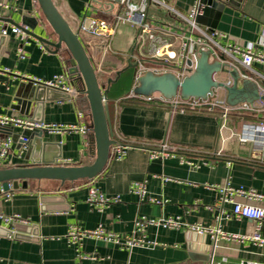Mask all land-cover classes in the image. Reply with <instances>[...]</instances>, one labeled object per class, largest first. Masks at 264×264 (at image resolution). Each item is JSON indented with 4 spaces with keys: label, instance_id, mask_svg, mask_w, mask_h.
Returning <instances> with one entry per match:
<instances>
[{
    "label": "crops",
    "instance_id": "0c3cea01",
    "mask_svg": "<svg viewBox=\"0 0 264 264\" xmlns=\"http://www.w3.org/2000/svg\"><path fill=\"white\" fill-rule=\"evenodd\" d=\"M162 1L171 9L149 6L154 35L150 38L147 34L141 36L138 26L128 22L115 26L105 37L81 32L82 24L92 19L113 23L114 17L124 11L116 0H53L84 45L101 87L107 90L115 145L129 149L119 160L110 155L103 173L92 180H29L27 189L2 195L0 264H264V246L251 240L260 224L246 218L226 219L223 215L231 214L234 206L221 202V191L226 186L264 195V163L260 160L264 154H257L255 146L241 142L240 137L245 125L264 120V102L248 104L250 111L241 109L243 104L237 105L238 110L223 128L217 114L171 111L166 105L145 102L135 94L139 85L138 62L152 66L156 50L164 45L179 52L188 26L175 12L189 17L198 0ZM198 24L209 33L217 32L220 44L250 47L256 54L264 55V0H232L225 8L211 7ZM13 26L31 30L50 42L57 41L37 0H0V145L8 138L13 141L0 169L32 162L90 165L95 159L94 146L90 133L81 128L88 127L91 119L79 102L80 93L72 97L44 86L46 91L35 100V87L39 85L28 87L29 81L22 79L26 76L51 80L64 76L77 89L69 73L68 52L64 47L56 50L47 46L27 33L28 41L23 42L11 31ZM217 61L228 65L229 73H220L216 79L233 83L236 73L241 76V84L243 68L230 67L220 56H210V63ZM253 68L264 77V64L255 62ZM251 81L259 85L260 95L264 96V84ZM214 96L226 102L224 90H218ZM5 118L22 119L36 126L28 144L21 143L23 129L2 125ZM54 124L76 126L77 130H46V126ZM163 145L173 153L152 158L153 153L162 152ZM137 183L145 185V200L133 191ZM92 190L107 197L119 196L120 202L99 211L87 201ZM148 198L160 203L148 202ZM14 216L22 220L14 222L29 226L22 229L25 236L36 233V240L9 235L14 222L7 223L5 219ZM220 216L224 219L219 222ZM143 217L179 219L182 226H148L144 235L156 245L132 250L92 239L78 246L67 239L72 225L85 230L102 226L121 237L132 236L136 221ZM218 225L227 233L247 238L215 243L210 234L191 229ZM258 231L264 237V220Z\"/></svg>",
    "mask_w": 264,
    "mask_h": 264
},
{
    "label": "built area",
    "instance_id": "2783aa9c",
    "mask_svg": "<svg viewBox=\"0 0 264 264\" xmlns=\"http://www.w3.org/2000/svg\"><path fill=\"white\" fill-rule=\"evenodd\" d=\"M121 4L124 7L123 13L117 14L114 17L113 23L106 20L92 19L88 24H82L81 32L93 37H105L109 31L115 26L121 23H131L132 25L138 26L140 30V35H149L150 38H154L151 32V22L148 18V9L151 4L160 5L171 9L162 0H121ZM178 17L183 19L188 30L184 32V38L181 41L179 52L171 50V45H164L156 50L154 62L152 66H146L145 64L138 62V70L136 75V80L147 73L153 72L155 74H163L167 72L175 73L177 76L183 78L193 72L196 68V62L202 51H211L213 56H224L226 62L230 67H238L244 69L243 79L247 80H257L264 84V77L256 72L253 68L255 62L264 64V55L256 54L250 47H240L223 45L217 42L216 37L219 34L216 32L209 33L204 30L198 24V18L204 14V5L201 0H198L192 7L189 17H185L182 14L175 12ZM20 26H13L12 32L21 39L23 42L28 41L26 32ZM2 34L7 35V29L2 30ZM45 49L44 45L41 46ZM107 47V46H106ZM20 54L23 53L22 49L19 50ZM4 72H10L9 69H4ZM260 75V76H259ZM22 79L26 81L33 82L35 85H42L47 88L61 90L66 92L72 97H77L79 91L67 83L64 76H55L51 80H42L37 78H28L23 76ZM231 82H227V86H231ZM141 100L145 102H158L160 104L166 105L171 111L186 113L190 111L195 112H207L211 114L219 115L222 123V127L226 126L228 118L238 110L239 106L232 107L228 105L224 100L216 96H210L208 99H183L181 97H176L174 99L168 100L161 95H151L149 97H140ZM241 109L245 111L252 110V107L248 104H243ZM2 125H12L13 127H18L24 131H31L36 126L28 121L18 119V118H5L1 121ZM90 126V125H89ZM85 127L81 130L85 133H90V128ZM38 127V126H37ZM47 131L52 133H60L66 131L77 130L76 126H65V125H50L45 127ZM246 130L240 135L241 142L250 143L255 146V152L263 156L264 154V120H260L253 125H245ZM29 139L26 137L21 138V143L26 145ZM13 141L8 138L4 140L0 145V164L5 160L10 152ZM129 146H113L111 149V155L119 160L122 159ZM173 153L166 145L162 146L161 153H153L152 158H163L168 157ZM261 163H264V158H260ZM133 191L138 194L142 200L146 199V188L144 184L137 183L133 187ZM222 203H231L234 207L231 214H224L226 219H239L246 218L252 221H257L260 225L264 220V195L256 191H248L245 188L238 187L237 189L230 186L222 188ZM148 202L159 204L160 201L154 198H148ZM90 206L102 211L105 207L111 205L112 203L120 202V197H107L104 194L92 190L87 199ZM220 216L219 222L224 219ZM7 223H12L14 221H21L19 216H14L11 218H6ZM255 231V234L251 240L256 241L261 246H264V237L259 233V228ZM148 226L162 227L166 229H176L182 226L179 219L174 218H160V219H147L139 218L135 223V232L132 236L121 237L113 232L107 231L102 226L97 227L93 230H85L79 226H70L67 239L69 242L75 245H80L86 239L99 240L105 243H112L119 245L127 250H132L136 247H150L156 245L154 242L147 241L144 231ZM192 230L200 234H210L215 243L221 242V240H231L238 241L244 240L247 237L230 234L223 230L222 225L215 227H191Z\"/></svg>",
    "mask_w": 264,
    "mask_h": 264
},
{
    "label": "water",
    "instance_id": "95a60500",
    "mask_svg": "<svg viewBox=\"0 0 264 264\" xmlns=\"http://www.w3.org/2000/svg\"><path fill=\"white\" fill-rule=\"evenodd\" d=\"M44 20L51 28L53 34L57 37L56 42H50L47 39L37 36L31 30H24L27 34L36 36L41 42L56 50L64 47L70 56L69 73H79L84 84V94L90 107L91 124L90 139L94 146L95 159L90 165L83 166H61L55 162L40 164L32 162L28 165L17 166L14 168L0 169V197L21 188L27 189L29 180H53L64 182H77L83 180H92L103 173L111 155L112 146L116 144L113 140V132L108 117L107 110V90L101 87L96 70L87 54L78 35L59 12L53 0H37ZM86 3L96 0H82ZM121 2V0H116ZM204 5V13L211 7L218 6L225 8L226 3L232 0H201ZM206 6V7H205ZM204 15V14H203ZM200 16L198 20L203 17ZM197 20V21H198ZM36 23L37 20H35ZM23 28V27H22ZM24 29V28H23ZM33 29V27H31ZM3 39V38H2ZM1 39V40H2ZM211 51H202L196 62V68L189 75L181 78L175 73L167 72L155 74L147 72L138 80V86L135 89L137 96L149 97L151 95H161L171 100L176 97L183 99H208L218 90L226 92V103L232 107L239 104H254L257 101L264 102V96L260 95L259 85L256 82L243 79L239 84L240 75L234 74L233 83L227 86L225 83L216 79L220 73H229V66L217 61L209 62ZM215 57V56H214ZM224 62L226 58L220 56ZM245 72L243 71L242 74ZM25 85V83H23ZM241 85V86H240ZM34 87V83L29 81L28 87ZM51 90V89H47ZM46 91L45 87L39 85L35 87V100ZM63 93V92H62ZM65 94V93H64ZM32 131H24L22 137L29 139ZM29 143V142H28ZM26 143V144H28ZM29 227L22 223L14 222L12 231L9 235L20 239L36 240L37 234L32 237L25 236L22 229Z\"/></svg>",
    "mask_w": 264,
    "mask_h": 264
},
{
    "label": "trees",
    "instance_id": "16d2710c",
    "mask_svg": "<svg viewBox=\"0 0 264 264\" xmlns=\"http://www.w3.org/2000/svg\"><path fill=\"white\" fill-rule=\"evenodd\" d=\"M70 68V66H69ZM70 77H71V81L72 83L74 84V86L77 87L80 95H79V102L81 104V106L84 108L85 112L90 116V107H89V103H88V100L83 92L84 90V84L82 82V79L79 75L78 72H76L75 74H70ZM90 119H91V116H90ZM91 133V131H90Z\"/></svg>",
    "mask_w": 264,
    "mask_h": 264
}]
</instances>
